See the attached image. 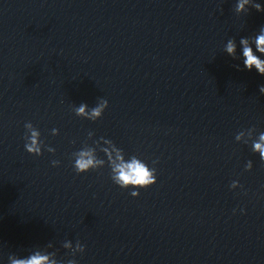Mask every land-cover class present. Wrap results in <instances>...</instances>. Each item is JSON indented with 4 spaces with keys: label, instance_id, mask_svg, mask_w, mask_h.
<instances>
[{
    "label": "clouds",
    "instance_id": "1",
    "mask_svg": "<svg viewBox=\"0 0 264 264\" xmlns=\"http://www.w3.org/2000/svg\"><path fill=\"white\" fill-rule=\"evenodd\" d=\"M248 6V7H246ZM249 8H254L258 12H264V6L260 3L255 2V0H237L234 11L239 14H246ZM239 44L242 49L241 59L243 60L244 67L251 71L255 69L260 75L264 76V26L259 29V32L253 37H241ZM255 46V51L253 50V45ZM224 50L233 59H237V44L235 39H229L224 47ZM259 53L260 55H257ZM239 68V65H236ZM260 93L264 94V85L260 86ZM108 107V100L102 99L100 102L91 109H88L86 103H81L79 106L74 108L75 115L80 118H85L91 121H96L102 118L104 111ZM26 129L25 134V150L34 156H40L43 154L42 148H46L48 152H55V149L44 144L41 139L40 131L33 126L31 122H26L24 125ZM257 129L255 127L248 128L246 130L240 131L236 136L235 140L241 142V138L246 134L248 140L243 141V143L248 144L251 142V148L254 153L259 154L261 162H264V131L259 132L256 135ZM58 129H52V135H58ZM89 139L92 138L93 133H88ZM94 146H90L87 143L83 147L72 154L74 163V171L79 175L87 173L89 171L98 170L107 166L111 170V179L122 189H137L131 191L130 195L137 197L140 195L138 189H147L148 187L154 185L156 181V169L155 167H149L146 162L138 158L136 155H132L128 160H125V153L123 149L117 147L115 143L110 139H105L101 137L99 140L93 141ZM97 150L104 153L105 159L99 158L97 155ZM114 154V155H113ZM156 163V161H153ZM59 160H53V166H59ZM253 167L252 161L249 160L245 165L246 171H251ZM239 185L238 181H233L230 185L231 188H236ZM53 245L49 243L47 248H52ZM71 247L70 242H64L63 248L69 249ZM77 248L80 253L85 251V246L80 242L77 243ZM75 257V252L71 254ZM57 253L55 251L49 252L44 249L33 250L27 258H17L16 255H10L8 257L9 264H63L56 258ZM50 257H52L50 259ZM67 264H77V261L73 259L67 260Z\"/></svg>",
    "mask_w": 264,
    "mask_h": 264
}]
</instances>
